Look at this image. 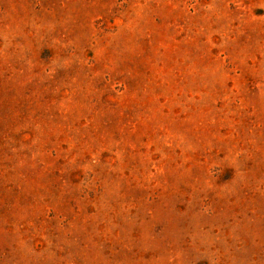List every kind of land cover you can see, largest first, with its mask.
Masks as SVG:
<instances>
[{
	"label": "rangeland",
	"instance_id": "1",
	"mask_svg": "<svg viewBox=\"0 0 264 264\" xmlns=\"http://www.w3.org/2000/svg\"><path fill=\"white\" fill-rule=\"evenodd\" d=\"M0 264H264V0H0Z\"/></svg>",
	"mask_w": 264,
	"mask_h": 264
}]
</instances>
